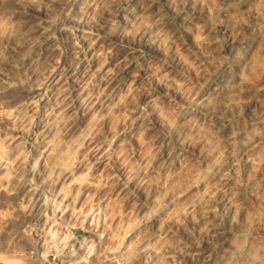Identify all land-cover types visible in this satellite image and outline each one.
Segmentation results:
<instances>
[{
	"label": "clouds",
	"instance_id": "1",
	"mask_svg": "<svg viewBox=\"0 0 264 264\" xmlns=\"http://www.w3.org/2000/svg\"><path fill=\"white\" fill-rule=\"evenodd\" d=\"M79 28L100 65L83 81L65 69L41 112L55 69L30 73ZM5 76L25 136L37 129L32 173H67L65 199L74 184L102 193L116 264H264V0H0Z\"/></svg>",
	"mask_w": 264,
	"mask_h": 264
},
{
	"label": "rangeland",
	"instance_id": "2",
	"mask_svg": "<svg viewBox=\"0 0 264 264\" xmlns=\"http://www.w3.org/2000/svg\"><path fill=\"white\" fill-rule=\"evenodd\" d=\"M88 31V28L75 29L74 34H57L55 41L44 43L43 66H34L33 73H30L39 76L45 67L55 69L49 77L51 91L36 89L33 97L47 92L37 101L41 112L55 107L52 93L58 94L59 88L54 82L60 79L59 74L65 69L72 68L76 77L83 81L89 72H95L99 67L101 42L93 45L84 36ZM112 59H109L105 71L113 66ZM74 62L79 64V70L74 68ZM4 80L8 82L0 80V102L4 103V112L0 115V264H116L111 254L104 252L108 246L105 242L108 234L104 240L99 236V232L104 231L108 201L88 184L72 185L68 190L70 195L65 199L62 192L66 179L70 182L67 173L55 182L47 183L42 182L46 172L32 173V158L37 155L34 143L37 129L33 126V135L25 136V121L15 110L17 90L8 86L15 81L8 80L7 76ZM68 84L79 87L75 78L69 79ZM52 119H55L54 115ZM21 152L31 154L26 165L17 167L11 161ZM81 159L83 157L78 155V160ZM88 159L95 163L92 156ZM74 171L81 176L87 168L78 163ZM100 172H103L102 167L99 171L93 168L90 175L98 176ZM97 212L98 229L93 223Z\"/></svg>",
	"mask_w": 264,
	"mask_h": 264
}]
</instances>
